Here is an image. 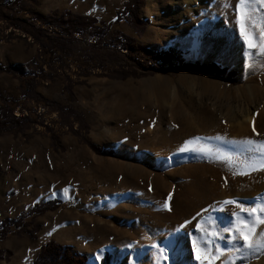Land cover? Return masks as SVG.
<instances>
[{"label": "rangeland", "instance_id": "1", "mask_svg": "<svg viewBox=\"0 0 264 264\" xmlns=\"http://www.w3.org/2000/svg\"><path fill=\"white\" fill-rule=\"evenodd\" d=\"M126 1L0 0V105L3 97L18 99L13 97L15 91L22 95L20 78L3 69L15 66L9 52L15 56L23 52V47L18 50L23 45L37 46L35 59L17 65L24 72L46 65L40 46L11 26L8 18L30 20L38 26L43 21L37 12L54 18L68 9L109 23ZM187 1L140 0L138 14L145 24L123 20L106 32L108 38L131 37L150 48L152 56L159 48L175 47L183 63L162 66L160 59L150 62L156 70L144 69L145 63L134 52L122 49L125 41L120 37L117 46L108 47L106 41L92 47L77 45L73 54L63 56V64L55 60L56 69L45 66L48 77H36V90L50 100L71 105L75 114L58 112L54 105L45 109L22 96L15 114L31 110L33 118L38 116L59 135L64 149H54L50 134L40 124H0V222L28 213L36 204L62 201L57 209L36 216L33 225L20 234L0 239V264H33L50 240L69 244L88 258L104 247L98 264L108 253L111 264H122L115 249L132 254L135 264H154L151 251L145 248L155 246L162 252L161 243L177 229L191 236L197 249L201 247L198 237L210 240V254L219 246L222 255L213 264L264 260V246L249 250L243 248L242 239L229 243L238 236L237 228L247 231L244 221L233 219L232 213L247 215L239 206L252 209L264 201V169L233 175L248 155L238 142L264 140V126L259 124L264 110V57H245L235 25V2L230 16L217 15L214 20L217 9L208 10L213 0L203 3V12ZM44 25L51 30L49 24ZM199 27L204 42L193 53L185 40ZM256 30L260 36L258 24ZM88 39L93 41L91 36ZM252 61L256 64L250 67ZM211 62L225 67L226 76L180 67ZM67 74L81 81L73 86V100L64 89ZM231 114L237 116L231 119ZM247 117L253 124L245 123ZM77 118H83L80 124ZM218 155L232 157L234 164L216 159ZM225 200L234 203L222 205ZM165 202L169 208L162 207ZM167 209L179 212L178 217H167ZM258 216L253 213V220ZM233 221L235 227L229 228ZM263 227L257 224L249 238L264 239L258 237ZM205 233L217 236L211 239ZM89 264L94 263L89 260Z\"/></svg>", "mask_w": 264, "mask_h": 264}, {"label": "trees", "instance_id": "2", "mask_svg": "<svg viewBox=\"0 0 264 264\" xmlns=\"http://www.w3.org/2000/svg\"><path fill=\"white\" fill-rule=\"evenodd\" d=\"M3 3H5V1H3ZM142 3L143 2L140 3V0L126 1L124 8L120 11L115 21H111L109 23L99 21L93 15L75 13L68 9L63 10L59 16L54 18H50L48 15L37 12L35 15H37V17L43 21V24L38 26L35 23H31L30 20L10 17L8 19L11 21V26L23 31L25 37L31 36L33 41L40 46L44 57V63L46 65H40L39 68H37L38 71L28 70L27 72H24L20 69L19 65L3 67V69L20 78L22 97L25 100L31 99L45 109L51 107V105H54L56 106V110L58 112H60V110H65L68 115L72 116L73 113L75 114V111L71 105H63L58 101L50 100L36 90V77H48L43 72L45 71V66H47L49 69H53V67L56 69L55 60H61L63 64V56L73 54L74 50L78 48L76 47L77 45L92 44L90 45L92 47L95 46L94 44H100L101 42L103 43L106 41V43H108L107 46L111 47V45L117 46L120 43L119 39L122 38L125 41H122V43H124L122 45V49H127L128 51L134 52L133 56L139 61H142V63H145L144 69H148L146 68L147 66L156 70L157 67L152 65L150 62H157L160 61V59H162V63L160 64L162 66L165 64H172L171 66L173 67L176 62L181 61L180 63H183V58H181L175 47H169L165 51H162V49L159 48L152 56L153 51L150 48L141 44H136L133 39L127 35L119 33L120 35L117 37L110 36V38H108L109 36L108 33L106 34V32L115 22L128 20L137 25L145 24V21L141 19L138 14V8L140 5H142ZM0 16H3L1 12ZM98 22L101 24V27L97 26ZM44 23L49 24V26H51V30L47 28ZM13 34L14 32H11L8 37H12ZM88 36L92 37V42L89 41ZM33 62L34 61H32V63ZM35 63L36 62H34V64ZM193 65L194 66L182 65L180 67H192V69H202L219 76H226V68L221 67L214 62L204 65L195 63ZM172 67L170 69H172ZM114 70L116 69H112V71ZM121 75L126 77V74L124 73ZM66 82L67 83L65 84L64 89L69 93L70 99L73 100L75 99L73 86L76 83H81V81L74 80V78L67 74ZM3 102V105H0V124L4 121H7V125H16L17 127L28 125L29 123L40 124L46 129V132L50 134L54 149H64L59 135L56 134L52 127H49L48 123H46L44 120H39L38 116L33 118V112L31 110L27 114L24 112H21L20 115L15 114V109L21 103L18 99L3 97ZM82 120L83 118H77L79 124ZM90 144L92 147H94V144ZM109 151L110 150H107L106 152L109 153ZM61 205L62 201L55 199L44 202L43 204H36L35 207L28 213H22L21 215L14 218L3 219L0 222V239H5L7 236L12 234H20L22 231H24V227L33 225L34 218L36 216L49 210H55ZM33 237H35V234ZM110 261L111 255L108 253L102 259L101 264H111ZM33 264H89V258L85 253L79 252L69 244L58 243L54 240H50L42 245L40 251L33 261Z\"/></svg>", "mask_w": 264, "mask_h": 264}, {"label": "snow or ice", "instance_id": "3", "mask_svg": "<svg viewBox=\"0 0 264 264\" xmlns=\"http://www.w3.org/2000/svg\"><path fill=\"white\" fill-rule=\"evenodd\" d=\"M230 6L231 3L229 2H226L224 5V7L226 8ZM234 12L236 17V30L245 47V57H264V40H261L260 43H257L258 37L255 35L256 25L258 24L260 29V36L264 37V0H236ZM253 21H255L256 23L254 24ZM253 133H255V128H253ZM194 139L199 140L200 138L195 137ZM185 143L188 144L190 143V141H185ZM238 143L245 146L244 151L248 153V155L239 162V164L237 165L238 171L234 172L233 175H246L252 171L264 169V140L245 138ZM216 159H224L229 165L234 164V160L232 159V157H222L218 155L216 156ZM232 203H234V201L225 200L222 202V205ZM239 207H241L242 212L247 213L248 219L252 222L251 224H245L243 226V228L247 231L237 228L236 232L238 233V236H233L230 239L229 243H231L232 240L242 239L243 248L249 250L258 246H264V239L257 240L255 238H249L250 234L255 232L257 224H264V201H262L259 205L252 209L243 208L242 206ZM253 213H259V216L254 220ZM238 215L239 214L236 212L232 213L233 217H237ZM240 219L243 220L244 217L240 216ZM184 223L188 224L189 221H185ZM180 227L183 228L184 225H180ZM234 227L235 221L230 224L229 228ZM199 229L200 225L197 224V230ZM228 230L229 229H224V231ZM204 235L209 236L211 239H215L217 233H205ZM259 236L261 238H264V232H260ZM197 242L201 245V247L198 250L196 244L194 243L192 247V254L194 258L199 261V264H213V262L222 255L219 246H215L214 254H210V252L212 251L209 248L210 240L206 241L202 237H198ZM129 247H131V245H129Z\"/></svg>", "mask_w": 264, "mask_h": 264}, {"label": "bare ground", "instance_id": "4", "mask_svg": "<svg viewBox=\"0 0 264 264\" xmlns=\"http://www.w3.org/2000/svg\"><path fill=\"white\" fill-rule=\"evenodd\" d=\"M176 1H179V0H176ZM193 1H197V3L195 2L194 3L195 5H192ZM205 2H206V0H188L187 1V3L190 6L198 5L197 8L201 9V12H203V10H204L202 8V5ZM211 2H213V3H211ZM211 2L210 3L212 5V7L210 9H208V10L217 9V14H215V13L212 14V19L215 20L217 15L218 16L219 15H223V16L229 15L230 16V11H231L232 7L230 6V7L226 8V7H224V5H225L226 2H229V3L232 4V3L236 2V0H213ZM234 8H235V3H234ZM191 10H195V7L191 8ZM231 16H232V13H231ZM201 29H202V27H199L198 29H195L194 31L189 33L190 35L187 36V38H186L187 40H185L186 43L190 45L193 53H195L197 51L198 46L202 44V40L204 42V39H202V36H201L202 33H200ZM255 35L258 37L257 43H260L261 40L259 41L260 36L258 34V30H256ZM254 64H256L255 61L250 62V65H251L250 67L254 66ZM235 116H237V115H235ZM235 116L233 114L230 115L231 119H234ZM245 121H246L245 123H247V125H248L252 121V119L247 117V119H245ZM241 123L242 122L240 121V124ZM257 124H258V120H257ZM259 124H262L264 126V110L261 112ZM258 131H259V129H258ZM260 174L262 175V173H260ZM162 207H164V208L166 207L167 208L168 204L167 203H166V205L163 204ZM178 213L179 212H177V211L175 212V211H170L169 209H167V211L165 212V215L167 217H171V218L173 217L174 218V217H178ZM240 216H243L241 214V212L239 213V215L237 217H235L233 219H236V218L239 219ZM243 217H244V219L242 221H244V224L243 225L241 224L242 226H244L245 224H251V221L250 222H246V221H248V215H244ZM229 221L230 220L228 218L226 222L230 223ZM239 225H240V223H239ZM263 231H264V227L262 229H259L258 234L260 232H263ZM168 236L169 235L167 234L166 237H163L162 238V239H164L163 241H165ZM258 237H259V235H258ZM255 239L258 240L257 237H255ZM193 244H194V240H193V238L191 236L184 235L181 230L177 229V231L174 233L173 237H169V239L167 241L161 243V247L160 248L162 249V252H160V250L157 247H155V246L153 248H148V249L145 248V250L146 251H151L150 252L151 256H149V257H150V259L152 260V262L154 264H173V262L176 263V264H199V261H197L194 258L193 254H192ZM104 251H105L104 247L100 248L99 250L94 251L89 256L90 262L94 263V264H98L100 262V259H101L102 255L104 254ZM115 252H116V255L123 261L122 264H135L134 261H133L132 254H125L119 249H115ZM259 264H264V260H261L259 262Z\"/></svg>", "mask_w": 264, "mask_h": 264}, {"label": "crops", "instance_id": "5", "mask_svg": "<svg viewBox=\"0 0 264 264\" xmlns=\"http://www.w3.org/2000/svg\"><path fill=\"white\" fill-rule=\"evenodd\" d=\"M22 47H23V52L18 51L15 56L10 55V52H9L8 56L12 58L11 65H17V64L25 65V64H28L32 59H35L38 53L37 46H26L27 47L26 48L23 45L19 47L18 50L21 49ZM21 96L22 95L20 94V92L18 93L15 91V93L13 94V97L18 98L20 100H21Z\"/></svg>", "mask_w": 264, "mask_h": 264}]
</instances>
